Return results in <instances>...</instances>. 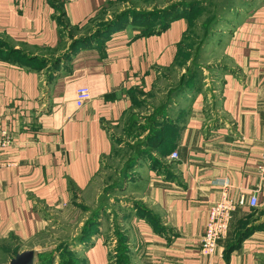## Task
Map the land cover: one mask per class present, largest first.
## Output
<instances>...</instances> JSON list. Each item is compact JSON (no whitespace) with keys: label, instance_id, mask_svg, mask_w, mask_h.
Returning <instances> with one entry per match:
<instances>
[{"label":"crops","instance_id":"1","mask_svg":"<svg viewBox=\"0 0 264 264\" xmlns=\"http://www.w3.org/2000/svg\"><path fill=\"white\" fill-rule=\"evenodd\" d=\"M173 1L0 0V130L11 133L1 159L13 163L0 168V264L26 250L39 264L55 235L83 264H264V191L255 207L249 199L238 206L210 258L199 249L222 185L238 202L258 184L264 0L237 2L227 16L240 26L230 27L225 43L210 45L226 59L216 60L225 66L215 75L219 86L212 93L208 82L183 87L154 128L151 155L117 160L112 193L96 180L111 178L102 167L114 131L175 63L187 18H166V30L149 34L165 16H129L66 51L114 18L110 7L164 11ZM82 86L91 98L79 107Z\"/></svg>","mask_w":264,"mask_h":264},{"label":"rangeland","instance_id":"2","mask_svg":"<svg viewBox=\"0 0 264 264\" xmlns=\"http://www.w3.org/2000/svg\"><path fill=\"white\" fill-rule=\"evenodd\" d=\"M184 1L187 3L197 1L200 5L190 10L198 13L191 16L184 14L185 10L183 9L178 10L179 14L173 19L185 16L189 24L186 38L175 63L158 75L153 92L139 96L133 109L123 118V122L119 125L117 131H114L117 138L113 140V150L108 157H105V163H103L102 167L104 172H107L111 178H106L105 181L96 179L101 188L103 182L105 183V193L108 191L112 193L115 185L113 171L116 169L114 167H116L115 163L117 160L128 158L129 161L130 157L133 158L137 155H143L142 157L151 155L156 142L151 138L152 136L154 137V134H157L154 128L161 123H165V115L168 114L167 110L170 109L173 99L183 87H186L187 83L199 86L208 82L205 90L210 93H212V86H219V80H216L215 75L218 72V68H225V66L217 65L216 60L222 59L221 63H226V59L217 56L210 45L225 43L227 37H231V34L228 33L231 29L230 27L240 26L241 19L237 20L227 16L231 12L230 8L239 4L240 0H202L203 2L201 0H174L165 9H168L171 4L181 5ZM131 2L134 4L135 0H131ZM119 7L121 6L110 7L108 10L117 14L126 13V15L137 11L135 8L119 11ZM200 9H204L203 11L205 12H199ZM186 11L189 12L188 10ZM161 12L159 10L156 12L145 11L150 16L155 13L160 15ZM251 19L255 18L251 17ZM251 23L254 24V20ZM204 44H207V47H204ZM160 106H162L161 109H159ZM62 237L58 235L49 236L46 241L49 248L46 251L57 253L59 248H62V253H66V247H63L61 242ZM106 246L108 245L106 244ZM49 252H46V254ZM69 258L64 254L62 259L70 261L81 260V258L75 256H69Z\"/></svg>","mask_w":264,"mask_h":264},{"label":"built area","instance_id":"3","mask_svg":"<svg viewBox=\"0 0 264 264\" xmlns=\"http://www.w3.org/2000/svg\"><path fill=\"white\" fill-rule=\"evenodd\" d=\"M76 1V0H65ZM91 98V92L88 87L82 86L76 90L75 102L81 107ZM11 144V133L9 130H0V168L13 165L12 162H5L1 159L2 149ZM177 153H172V158H176ZM264 191V149L262 151L261 162L258 167V184L254 191L251 192L249 198L246 194L240 196L238 202L234 201L229 196V184L225 183L221 187L220 198L213 203L207 213L205 231L200 239V253L205 258H210L216 251L219 242L226 239L229 234L230 223L233 214L238 206H243L248 203L251 207L257 205V193Z\"/></svg>","mask_w":264,"mask_h":264},{"label":"trees","instance_id":"4","mask_svg":"<svg viewBox=\"0 0 264 264\" xmlns=\"http://www.w3.org/2000/svg\"><path fill=\"white\" fill-rule=\"evenodd\" d=\"M201 2H203L202 0H201ZM198 5H200L197 1L195 2V1H193V2H189V3H187V2H183L181 5H179V4H171L170 5V7L168 8V9H165L164 11H162L161 12V14L160 15H157V13H155L154 15H152V16H150L149 15V13H145V11H142V12H138V11H136V12H132V14H127L126 15V13H119V14H116L115 16H114V18H112V19H110V20H108L107 22H104V23H101L100 25H99V27H98V29L96 30V32L94 33V35H92V36H86V37H83V38H81V39H78V40H76V41H73L72 43H71V47H73L72 48V50L71 51H73V50H75L76 48H78L79 46H81V45H83V44H85V43H87V42H89L92 38H93V36L95 37V35L99 32V30L100 29H102L104 26H106L108 23H110L112 20H114V19H116L117 18V20L111 25V26H109L108 28H110V27H112V26H114L115 24H117V23H119L120 21H122V20H124V19H126L127 17H129V16H132L133 18H135V19H137V20H148V19H150L151 17H160V16H165V24L164 25H160L157 29H155V30H150V31H148L149 32V34H152V33H158V32H160L162 29H167V26H168V23H167V19L168 18H170V17H176V15L177 14H179L178 13V10H180V9H183V10H188L190 13H189V15H191V16H193V15H195V14H197L198 12L197 11H191L190 9H195ZM166 7V6H165ZM204 9H200L199 10V12H205V11H203ZM154 12H156V11H154ZM184 12V11H183ZM143 13V14H142ZM167 18V19H166ZM189 24V23H188ZM108 28H106L105 30H107ZM105 30H103L102 32H104ZM217 30V29H216ZM102 32H100V33H102ZM148 32H145V33H148ZM100 33H98L97 35H99ZM144 33V32H143ZM187 35V34H186ZM186 35L183 37V41H184V39L186 38ZM183 41L181 42V45H179V51H180V49H181V47L183 46L182 45V43H183ZM69 46V47H70ZM190 86V88H192L193 86H195L194 84H190L189 85V83H187L186 84V87L188 88ZM163 106V105H162ZM162 106H160L159 107V109H161L162 108ZM155 135V134H154ZM145 155V154H144ZM143 155H137V157L138 158H140V157H142ZM131 163H129L128 164V166L130 165ZM91 224H93L92 222H91ZM252 228H256V227H252ZM88 231H89V234L91 233V230L90 229H85L84 230V233L86 234H88ZM63 247H66V250H67V252L66 253H62L63 252V250H62V248H59V250L57 251V253H55V252H49L48 254H46V253H43V255L42 254H39V264H53L52 262H53V260H54V257L57 255V254H61L60 256H61V260H60V262H59V264H83V262H84V260H83V258H81L77 253H75L74 251H72L66 244H64L63 243ZM64 254L66 255V256H68V258H69V256H75V257H78V258H81V260H77V261H70V260H63L62 258H63V256H64ZM70 259V258H69ZM63 260V261H62ZM64 262H66V263H64Z\"/></svg>","mask_w":264,"mask_h":264},{"label":"water","instance_id":"5","mask_svg":"<svg viewBox=\"0 0 264 264\" xmlns=\"http://www.w3.org/2000/svg\"><path fill=\"white\" fill-rule=\"evenodd\" d=\"M116 20L117 18L112 20L110 23H108L106 26L100 29L98 33L102 32L103 30L111 26ZM72 48L73 47L70 46L68 50L66 51V54H69ZM34 256H35L34 251L26 250V251L17 253L14 257L10 259V261L7 264H34Z\"/></svg>","mask_w":264,"mask_h":264}]
</instances>
